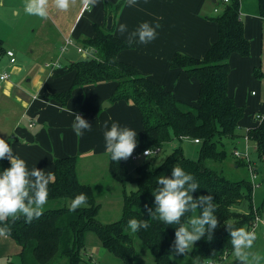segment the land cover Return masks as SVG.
I'll return each instance as SVG.
<instances>
[{
  "label": "trees",
  "instance_id": "trees-1",
  "mask_svg": "<svg viewBox=\"0 0 264 264\" xmlns=\"http://www.w3.org/2000/svg\"><path fill=\"white\" fill-rule=\"evenodd\" d=\"M105 3L106 19L109 15L113 17L112 27L106 28V23L96 25L93 37L78 41V45L91 50L90 54L69 63L67 67L74 73L72 86L66 91L53 94L52 98L66 104L74 88L112 81L116 87L110 101H130L140 111L142 128L137 133L138 146L134 153L161 147L172 136L178 139L191 137L199 140V158L194 161L185 157L181 151H176L152 166L149 165V158L142 157L138 160L140 163L130 169L127 164L130 158L116 163L108 154L111 178L122 185L132 181L137 189L131 193L123 190L121 217L107 224L96 219L99 205L91 185L81 183L78 179L77 156L55 158L53 180L48 186V200H72L84 193L88 197L87 206L76 211H69V207L44 209L43 214L31 223H26L23 218L15 223L9 220L7 223L11 235L7 237L19 245L22 264H51L57 255L66 257L67 264H81L85 234L88 231L94 232L102 246L124 264H136L133 235L145 245L156 264H178L171 247L177 225L149 220L150 227L147 230L141 229L133 234L127 228L132 218L149 219L145 205L154 208L152 192L158 187V179L170 176L173 166L178 165L192 174L199 184V189L193 193L194 198L208 194L213 196L215 215L219 220V227L214 230L212 238L206 236L196 242L189 255L202 264H223L233 252L226 224L246 229L251 224L254 208L252 206L247 212L237 209L242 199L251 198V182L230 180L206 165V161L222 162L226 159L228 149L225 139L234 142V150L238 148L237 142L243 136L239 128L245 110L228 93L230 56L233 53L240 56L250 54V42L240 17V0L225 2L214 16L218 38L203 58L175 53L170 60L171 68L181 69L189 77L197 79L199 91L194 104L176 97L164 85L144 76L134 65L118 60V52L129 47L113 30L123 0L115 4ZM258 12L264 18V0H258ZM6 51L3 39L0 38V57ZM254 75L262 76L259 68H254ZM247 134L249 141H253L255 147L263 153L264 119L249 128ZM235 162L237 165L242 164L240 159L235 158ZM8 167L10 162L7 159L0 161V171ZM189 214L182 218V223Z\"/></svg>",
  "mask_w": 264,
  "mask_h": 264
},
{
  "label": "crops",
  "instance_id": "crops-1",
  "mask_svg": "<svg viewBox=\"0 0 264 264\" xmlns=\"http://www.w3.org/2000/svg\"><path fill=\"white\" fill-rule=\"evenodd\" d=\"M106 1L115 4L119 0H98L95 7H89L84 0H71L67 11L56 9L50 0L49 18L38 19L55 29L60 39L73 38L77 46L81 39L95 35L96 25L106 23ZM0 3L3 5L4 0ZM224 3L223 0H138L135 6L128 7L123 0L114 21L113 30L118 38L126 42L127 34L121 35L118 31L121 24L127 25L129 31L145 21L153 25L158 22L161 27L157 29L155 40L148 44L136 43L119 51L118 60L134 65L144 76L164 85L176 97L196 103L199 91L197 79L189 77L181 69L171 68L170 60L175 53L196 58L206 55L218 38V26L213 18ZM240 17L250 42V54L240 56L233 53L230 56L228 93L238 105L243 106L246 113L241 122H246V119L253 122L251 128L257 124L254 113L264 114V18L259 15L258 0H240ZM34 19L35 16L31 18ZM5 49L10 50L9 47ZM55 50L56 46L50 44L47 51L49 57L45 56L41 61H25V64L28 63L25 68L13 63L9 66L12 77L0 85V113L3 111L5 118L0 122V138L11 144L14 155L24 159L29 169L36 167L46 173H52L55 158L77 156L79 160L108 156L103 135L105 121H108L109 128L112 122L134 129L137 133L142 128L136 105L122 99L110 101L116 87L112 81L76 87L66 104L52 98L53 94L71 88L74 79L73 71L67 67L74 61L65 58L63 63L60 62ZM66 52L67 49L62 56ZM81 54L84 56V53ZM56 60L61 65L59 68L53 66ZM255 67L260 69L261 77L254 75ZM22 68L28 75L27 84L17 82ZM106 101L109 104L102 107ZM70 110L85 118L92 125L91 130L77 136L72 129L75 118ZM30 122L33 123L31 126ZM241 128L240 125V132ZM262 243L264 236L259 235L253 247ZM103 248L105 250L97 247L92 251L89 249V257L84 264H92L93 258L97 263L106 257L111 262L108 254L111 252Z\"/></svg>",
  "mask_w": 264,
  "mask_h": 264
},
{
  "label": "clouds",
  "instance_id": "clouds-1",
  "mask_svg": "<svg viewBox=\"0 0 264 264\" xmlns=\"http://www.w3.org/2000/svg\"><path fill=\"white\" fill-rule=\"evenodd\" d=\"M89 7H95L98 0H84ZM52 5L60 10L67 11L71 0H51ZM138 0H126V6L132 7ZM50 0H24L23 10L26 15L35 16L42 20L49 18ZM161 25H155L145 21L135 30L129 31L127 25L119 26V33L126 35V43L132 46L136 43L148 44L157 38ZM72 129L77 136H82L84 131L91 130V124L80 114L73 113ZM104 140L105 150L113 162L127 161L132 157L138 146L137 132L129 127H122L118 122H112L109 128L105 121ZM152 148L145 149L143 156H153ZM7 159L10 167L0 171V237L11 235L8 221L15 223L21 218L26 223L38 219L44 211L49 195V184L53 180V173L33 167L29 169L24 159L14 155L11 144L4 138H0V161ZM152 195L154 196V208L145 205L149 219L132 218L127 223V228L135 234L141 229L150 227L149 220H159L167 225H177L172 242V251L175 255H187L192 252L196 242L206 236L212 238L215 229L219 227L218 217L215 215L214 198L211 194L194 198L193 193L199 189V184L194 176L187 173L182 167L175 165L171 169L170 176H161L157 181ZM88 197L80 193L71 200L69 211L86 207ZM199 209V215L192 216L187 224L182 223V218L187 213ZM233 248V256L239 264H261L259 254L250 250L257 240L255 231H248L243 227L235 228L226 224ZM193 264H199L194 260Z\"/></svg>",
  "mask_w": 264,
  "mask_h": 264
},
{
  "label": "rangeland",
  "instance_id": "rangeland-1",
  "mask_svg": "<svg viewBox=\"0 0 264 264\" xmlns=\"http://www.w3.org/2000/svg\"><path fill=\"white\" fill-rule=\"evenodd\" d=\"M23 5L24 0H4L3 5L0 3V38L3 39L4 47H9L13 52L16 60L14 62L15 64L25 68L28 67L26 66L28 63L25 64V61L29 62L32 59L41 61L45 56L49 57L47 51L50 44L56 46L55 52L59 55V61H62V63L66 60L65 58L76 62L85 57L79 53L73 38V43L66 46L67 52L65 54H67L68 57L65 54L62 56L63 52H61V46L64 40L57 36V31H55V29L44 22H40L38 17L31 20L33 16L25 14ZM68 52H70L69 55ZM87 55L89 56V53ZM10 65H13V63L9 64L8 57L5 54L2 55L0 57V71H6L9 74V77H12L9 70ZM24 68L19 71L18 84H27L26 79H28V75L25 74ZM245 118H247L246 114ZM3 120H5V118L2 111L0 113V122H3ZM247 121L248 120L246 119V122H241V134H245L248 128L253 124V122ZM224 142L228 149V156L226 159L222 162L206 161V165L230 180H246L251 182L253 186L251 198L246 197L242 199L237 209L242 212H247L253 206L254 208H259L260 211L258 209L257 211L262 212L264 215V167L262 166V164H264V149L263 153H261L258 148L255 147L253 141L247 142L246 144L244 140H240L239 146L237 145L239 149L244 150L246 147H244L243 144H246L250 158L256 164L255 167L258 169V174L255 178H252L250 171L248 170L247 161L233 155L232 146L234 142L226 139ZM176 151H181V153L188 159L197 161L199 158V143H195L191 137L178 139L172 136L168 142L161 145L158 153L149 157V165H157ZM235 158L236 160H242V164L237 165ZM138 163L140 162L133 161L131 158L127 162L130 169L135 168ZM77 172L79 176L78 179L81 183L91 185L92 193L99 205L96 219L102 224L118 220L122 213L123 190L126 193H131L137 189V185L132 181H128L122 185L120 182L112 179L108 172V156L106 155L95 156V158L90 157L79 159ZM70 202L71 200L69 198L48 200L44 209L69 207ZM197 215H199V209L191 212L188 215L187 220L190 217ZM187 220L184 224H187ZM259 235L261 236V233H259ZM85 242L86 245L82 250L83 263L81 264H84V260L88 259L90 253L89 249L92 251L97 247L101 250H105L99 242L96 234L92 231H88L85 234ZM133 244L136 250L134 258L136 264H156L145 245L134 235ZM250 251L264 257V243L257 247H253ZM19 252V245L13 239L0 237V264H22ZM108 254L110 259L112 258L111 262L106 257L103 260L100 259L99 262L94 263L96 258H93L92 264H124L120 258L112 253ZM173 256L178 264H193L195 260L189 254L178 256L174 253ZM51 264H67V259L66 257L57 255ZM223 264H239V262L236 261L233 252H231L224 260ZM261 264H264V259L261 260Z\"/></svg>",
  "mask_w": 264,
  "mask_h": 264
},
{
  "label": "built area",
  "instance_id": "built-area-1",
  "mask_svg": "<svg viewBox=\"0 0 264 264\" xmlns=\"http://www.w3.org/2000/svg\"><path fill=\"white\" fill-rule=\"evenodd\" d=\"M224 2H228L229 0H223ZM73 41L71 38H66L64 40V42L62 43L61 46V52H64L66 50V46L69 44H72ZM77 49L80 53H84V56H86L88 53L90 54V49L89 48H84L80 45H77ZM7 56L9 57V62L10 63H14L15 62V58H14V54L11 50H7L6 51ZM53 66H55V68H59L61 65L58 62V60H56L53 63ZM9 77V74L6 71H0V85L6 81ZM254 118L255 120H257V123L261 122L264 119V114L261 112H256L254 114ZM33 123L30 122V126ZM249 129V128H248ZM242 140L245 141V143L247 144V142H249V138H248V134L247 132L242 136ZM193 141L195 143L199 142L198 139H193ZM246 148L244 150H241L239 148H235L233 150V155L237 158H240L242 160H246L247 161V166H248V170L250 171V175L252 178H255L258 174V169L256 166V164L253 162V160L250 158L249 155V151L247 149V146H245ZM161 147H155L152 148L154 150V153H158L160 151ZM145 150H143L140 153H134L131 157V159L133 161H138L140 158L144 157L143 156V152ZM262 166L264 167V164H262ZM246 230L248 231H255V233L257 234V237L259 236V233H261V235L264 236V215L262 214V212L257 211L256 208H253V218L251 220V224L249 225V227L246 228ZM208 264H218V263H214V262H209Z\"/></svg>",
  "mask_w": 264,
  "mask_h": 264
},
{
  "label": "water",
  "instance_id": "water-1",
  "mask_svg": "<svg viewBox=\"0 0 264 264\" xmlns=\"http://www.w3.org/2000/svg\"><path fill=\"white\" fill-rule=\"evenodd\" d=\"M112 23H113V17H112V15H109V16L107 17V20H106V28L110 29V28L112 27ZM108 104H109V103L106 102V103H104V104L102 105V107H104L105 105H108Z\"/></svg>",
  "mask_w": 264,
  "mask_h": 264
}]
</instances>
